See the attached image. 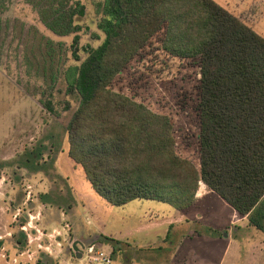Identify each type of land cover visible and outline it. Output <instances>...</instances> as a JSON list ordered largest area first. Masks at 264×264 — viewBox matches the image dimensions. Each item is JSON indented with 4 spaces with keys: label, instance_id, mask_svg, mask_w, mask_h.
Returning <instances> with one entry per match:
<instances>
[{
    "label": "rangeland",
    "instance_id": "rangeland-1",
    "mask_svg": "<svg viewBox=\"0 0 264 264\" xmlns=\"http://www.w3.org/2000/svg\"><path fill=\"white\" fill-rule=\"evenodd\" d=\"M58 1L0 0V264H84V257L74 259L68 246L69 230L54 234L51 255L34 245L30 246L33 252L30 259L18 255L25 248V235L20 226H26L32 235L36 232L28 225L47 234L53 229L61 230L66 220H73L79 227L82 236L77 240L81 243H93L111 251L110 264H167L170 260L166 261V256L172 261L180 256L186 258L175 260L174 264H192L190 258L195 256L197 260L199 253L206 256L203 259L206 264H264V234L256 232L254 227L244 226L245 220L239 222L236 214L232 218L234 209L207 188L204 199L211 211L206 212L201 221L219 228L210 215L220 221L231 222L232 218L234 224H240L237 233L232 232L233 237L231 232L229 237L223 233L221 242L216 240L215 247L213 243L209 247L199 244L198 249L189 246L177 252L174 249L176 241L177 244L181 241L184 247L193 238L188 235L194 228L191 222H183L174 228L171 225L165 241L154 242L151 246L142 234L133 233L123 239L122 234L127 229L142 223L152 213L163 217L173 214L175 209L166 202L145 198L121 205L109 204L94 192L82 168L67 155L65 123L77 105L78 96L66 89L64 73L69 65L84 59L87 48L96 46L103 34L95 26L96 6L100 0H80L83 13L73 16L74 23L79 26L76 32L65 35L52 32L39 12L49 3L58 7ZM61 1L68 6L73 4V0ZM215 1L264 36V0ZM74 34L78 38L73 45ZM158 39L155 35L134 55L115 75L111 87L142 102L152 111L167 115L176 152L198 166V61L167 54L158 47ZM44 102L49 105L46 107ZM30 152L38 155L26 161ZM87 207L97 211V219ZM82 210L85 212L81 213ZM96 226L104 231L102 233L122 240L115 253L109 244L100 240L94 242L103 235L94 232ZM207 226L196 225L195 232L200 234L196 236L218 238L216 229ZM20 234L22 240L19 242ZM42 243H48L46 236ZM190 250L195 254L188 253Z\"/></svg>",
    "mask_w": 264,
    "mask_h": 264
},
{
    "label": "trees",
    "instance_id": "trees-1",
    "mask_svg": "<svg viewBox=\"0 0 264 264\" xmlns=\"http://www.w3.org/2000/svg\"><path fill=\"white\" fill-rule=\"evenodd\" d=\"M62 4L41 9V20L58 35L74 33L83 5ZM96 7L103 37L64 73L78 96L65 123L67 155L91 188L112 205L145 198L185 210L202 181L264 233V37L215 0H100ZM155 35L167 54L198 61V166L176 152L167 115L111 87ZM99 240L116 252L117 240Z\"/></svg>",
    "mask_w": 264,
    "mask_h": 264
},
{
    "label": "crops",
    "instance_id": "crops-1",
    "mask_svg": "<svg viewBox=\"0 0 264 264\" xmlns=\"http://www.w3.org/2000/svg\"><path fill=\"white\" fill-rule=\"evenodd\" d=\"M245 11L248 12V10H245ZM249 14H251L250 17H251V19H253V17H252L253 13H251L249 11ZM249 26H250V24H249ZM259 34H261V33H259ZM205 188H207V187L202 181H201V184L198 183L197 189H196L195 194H194V203L189 208H187L185 210H177V209L174 208L175 212L173 214L167 215V216H163V217L162 216L160 217L158 214L152 213L151 215H149V217L145 221H141L142 223H138L134 227H131V228L127 229V231L124 232V234H122V237H124L123 239H127V237L129 235H132L133 233L134 234H142L141 236H143L145 238L144 240L148 241L147 242L148 245L151 246V244H153L154 242H158V241L163 242V241H165V239L168 236L169 231H170V229L172 227L174 228L175 226H178L179 224H182L183 222H186V223L191 222L190 226H193L194 228H193V230L191 232H189L188 235H191L193 238H190V239L188 238L191 241L186 242V243H189V245H185L184 247H181L182 246L181 245V241L179 242V244H177V241H176L175 244H177V246H175V244H174V247H175L174 249L177 250V252H178L182 248L189 249V246L190 247L193 246L195 249H198L199 248L198 247L199 244H204L206 247H209V245L211 246L210 243H213V247H215L214 245H216L217 241L221 242L223 233H224L225 237H229L230 232H231V236L233 237L234 235H233L232 232L238 231L240 229V224L239 223H237V224L233 223L234 221L232 220V218H234L235 214H236V216L239 217V222L240 221L243 222V219L245 220V225L244 226H251V225L248 224L245 216H242L239 213H236L235 210H234V214L232 215L231 222L223 221V220L220 221V218H218V217H214L212 215L209 216L211 219H215L217 221L216 225L219 228H215L214 226H211V224H210V226H207L206 224H203V222L201 220L205 216V213L211 211L210 205L207 203V201L204 199V197L208 194V192H213V191H211L209 189H208V192H207L205 190ZM87 209L89 210V212L95 213L94 216H95V219H97V211L94 210L93 208H92L93 209L92 210L90 207H87L86 210ZM83 212H85V210H82L81 213H83ZM189 214H191V216L193 218L189 219L188 218V217H190ZM198 214H200V216ZM67 215H66V218H67ZM61 216H62V213H61ZM63 216L65 217V213L64 212H63ZM184 216H186V217H184ZM73 218H74V216H73ZM86 218H87V216H86ZM61 219H63V218H61ZM171 225H172V227H171ZM196 225H198L199 227L204 225V226H207L211 230H214V231L216 229L218 238L213 237V238H208V239L204 238L203 239L201 237H197L200 234H196V232H195V226ZM223 227H226V229L225 230H221V228H223ZM251 227H253V226H251ZM143 228H151V230L150 231L149 230L146 231ZM67 230L70 231V233H68V235L70 236V240L68 242V246L71 248L72 241L74 239H80L82 235L81 236L79 235V227H77L76 223L73 220L72 221L70 220L69 222L66 220V222H64V225L61 227V230H59V231L56 230V231L64 234V233H67ZM85 230L87 231V228ZM253 231H255V230H253ZM94 232H97V235L98 234H103L105 236L111 237L110 235L102 233L104 231H102V229H100L99 226H96L94 228ZM256 232H257V229H256ZM235 233H237V232H235ZM262 234H264V233H262ZM151 236H153V237H151ZM184 237L185 236H181V238H184ZM112 238H114L115 240H117L119 242L117 244L118 245L117 249H119V247L121 245L120 243H122L120 241H122V240L120 238H117V236H113V235H112ZM98 240L99 239L97 238V239H95L94 242H99ZM177 240H178V238H177ZM243 241L244 240H242L241 242H243ZM188 253L192 254L193 250H190ZM193 254H195V253H193ZM160 256L163 257V254L160 255ZM194 257L190 258L192 260V264H199V263H196L197 260L201 261L200 264H206L205 262H203V259H206L205 255L199 253V256H198L197 260ZM111 258H112V255H111ZM74 259H77V258H75V256H74ZM165 259H166V261H167V259L170 260V262L167 263V264H174L175 260H178V259H179V261H182L184 259L186 260V258L183 257V256H180V258H176L174 261H172V259H170L167 256L165 257ZM178 264H180V263L178 262ZM182 264H189V262L188 263H182Z\"/></svg>",
    "mask_w": 264,
    "mask_h": 264
},
{
    "label": "built area",
    "instance_id": "built-area-1",
    "mask_svg": "<svg viewBox=\"0 0 264 264\" xmlns=\"http://www.w3.org/2000/svg\"><path fill=\"white\" fill-rule=\"evenodd\" d=\"M198 183L201 184V181H199ZM27 224H29V222ZM28 226L33 228L36 234L32 235L30 231L26 229V226L24 225L20 226V229L22 230V232H24L25 235L24 237L25 248L19 251L18 255L19 256L25 255L27 259H30L33 254V252L30 251V246L32 245H34L37 249L43 250V252L47 253L48 255H51L53 252L51 246H52V240L55 238L54 234H59V232L53 229L52 232L45 234L35 226H31V225ZM43 236H46L48 238V243L46 244L42 243ZM55 243L57 245L60 244L58 241H55ZM80 247L82 249L81 257H84L85 260L84 264H94V263L110 264L112 261L111 251L96 247L95 244L93 243L82 244V246Z\"/></svg>",
    "mask_w": 264,
    "mask_h": 264
},
{
    "label": "water",
    "instance_id": "water-1",
    "mask_svg": "<svg viewBox=\"0 0 264 264\" xmlns=\"http://www.w3.org/2000/svg\"><path fill=\"white\" fill-rule=\"evenodd\" d=\"M83 243H81V241L74 239L71 243V249L73 251V254L75 256V258L79 259L81 257L82 254V249L80 246H82Z\"/></svg>",
    "mask_w": 264,
    "mask_h": 264
}]
</instances>
